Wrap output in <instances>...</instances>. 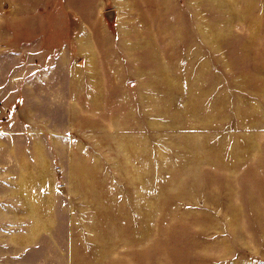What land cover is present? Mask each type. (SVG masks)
Listing matches in <instances>:
<instances>
[{
	"label": "rangeland",
	"instance_id": "374dc122",
	"mask_svg": "<svg viewBox=\"0 0 264 264\" xmlns=\"http://www.w3.org/2000/svg\"><path fill=\"white\" fill-rule=\"evenodd\" d=\"M0 264H264V0H0Z\"/></svg>",
	"mask_w": 264,
	"mask_h": 264
},
{
	"label": "water",
	"instance_id": "95a60500",
	"mask_svg": "<svg viewBox=\"0 0 264 264\" xmlns=\"http://www.w3.org/2000/svg\"><path fill=\"white\" fill-rule=\"evenodd\" d=\"M116 16H117V12L116 10L112 9V10H107L105 12V17L108 20V22L110 24L114 23V21L116 20Z\"/></svg>",
	"mask_w": 264,
	"mask_h": 264
}]
</instances>
